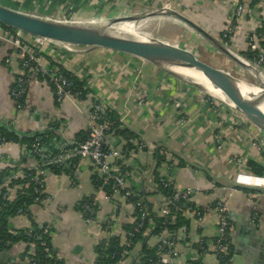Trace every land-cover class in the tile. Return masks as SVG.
I'll return each mask as SVG.
<instances>
[{
	"label": "crops",
	"instance_id": "crops-1",
	"mask_svg": "<svg viewBox=\"0 0 264 264\" xmlns=\"http://www.w3.org/2000/svg\"><path fill=\"white\" fill-rule=\"evenodd\" d=\"M0 3L48 18L82 22L101 21L141 8L170 4L205 28L221 46L182 20L183 24L176 23L175 27L180 29L179 40L184 31L199 43L198 47H206L204 55L209 61L248 81L253 79L255 85L264 88V64L245 56L251 51L252 34L257 33L256 42L261 48L264 46V32H259L262 13H259L260 7H253L252 3L240 19L236 37L230 41L223 40V36L235 8L227 0H0ZM15 47L9 41L0 45V125L21 138L37 135L41 142L35 154L27 158L24 157L26 147L20 143H0V177L20 166L45 171L46 201L44 205L32 204L31 216L17 214L12 226L22 229L34 223H49L53 227L52 245L60 259L66 264H94L97 248L103 240L114 237L121 246L129 245L124 232L126 225L134 222L132 209L127 207L128 210L120 213L123 198L108 194L106 186L96 185L94 177L99 171L89 159L77 158L74 164L67 161L57 172L52 166H44L49 158L66 150L71 141L89 131L88 119L82 110L85 105L79 107L70 100L58 102L51 82L36 76L29 86L26 104L19 108L11 90L25 69L23 57L13 49ZM42 50L43 66L62 63L86 82L99 102L117 112L122 127L137 134V138L128 140L119 135L109 136L108 146L117 148L131 144L135 150L129 160L119 162L128 169L129 186L154 220L160 216L161 196L156 171L160 172V178L172 181L177 189H195L192 200L204 208L206 218L203 227L191 219L188 243L181 248L182 264H264V188H258V195L252 198L243 187L234 192L227 190L234 184L237 173L246 169L248 159L264 164L263 133L253 129L241 113L170 75L154 62L106 48L80 46L68 50L47 43ZM243 61L253 66L248 76L245 71L249 66ZM131 139H143L147 147L140 149L128 143ZM157 154L164 155L165 161L159 163ZM6 179L7 176L1 180ZM254 183L264 187V179ZM8 188L11 199L17 198L20 183L8 182L5 190ZM220 198L226 201L233 225V245L226 259L213 254L201 255L199 249L202 237L213 248L219 224L214 205ZM86 204L90 211H84ZM88 214H92V219H87ZM154 235L145 236V245L157 244L158 238ZM143 245L135 246L117 264H134ZM22 249L23 244H16L11 250L1 251L0 255L8 254L5 255L7 262L0 260V264L17 263Z\"/></svg>",
	"mask_w": 264,
	"mask_h": 264
},
{
	"label": "built area",
	"instance_id": "built-area-1",
	"mask_svg": "<svg viewBox=\"0 0 264 264\" xmlns=\"http://www.w3.org/2000/svg\"><path fill=\"white\" fill-rule=\"evenodd\" d=\"M227 1L231 2L235 9L233 14H231L228 18L227 30L223 36V40L227 39V37L231 39L236 37L240 28V19L244 15L247 6L251 3L255 2L257 8L258 6L260 7L259 13H262V19L259 27L262 28L264 26V0ZM257 36V33L252 34L250 49L251 51H260L259 59L254 62L258 64H264V46L261 48L256 42ZM0 39L13 43V45L19 49L21 56L24 57L22 60V66L25 69V73H22L17 78L16 87L11 90V95L19 108H21L19 105L20 98L28 92L29 86L33 83L39 73L42 76L48 78L52 83L58 102L70 100L78 104L79 107H81L80 104L85 105L83 106L82 110H84L88 119V137L85 140H81L79 138L74 139L71 141L70 146L66 150L53 155L45 162L44 166H58L67 161L74 164V161L77 158L91 160L98 168L99 174L102 177V186L113 183L114 194H112V196L114 195L115 197L116 195H121L123 198L120 207V213L124 210H128L127 207L132 209L131 211L134 215V221H138L135 231H139L140 228L144 227L145 222L149 218L150 214L146 208L137 210V206H139V202L135 200L137 193L133 191L128 183L130 173L128 170H125L124 167L122 168L119 164H117V161L120 159L121 161L129 160L134 154L135 150L133 151V148H129L128 144H123L122 147L118 146L117 148H111L108 146L109 136L117 135L116 131L121 128L120 125L117 126L114 122L109 121L108 113L110 108L99 102L98 97L91 92L86 94L85 97L82 96V92L80 91L73 92V83L62 71L60 66L53 65L47 68L41 64L40 53L43 51L42 49L47 43L52 42L32 36L17 29L15 35H10L3 31L1 23ZM243 60L248 61L246 58H243ZM85 89H88V87ZM11 142L12 141L4 137L3 133L0 131V143L8 144ZM128 143H133L140 149L147 147V142H145L143 139H131L128 141ZM262 144H264V142H262ZM33 170V168L26 169L22 166L13 169L8 174L6 179L7 181H0V192L5 191L3 193L4 197L11 199L9 194L10 188H8V192L5 190L8 182H12L13 180H25V182L20 186L23 189L33 187L34 192L38 195L34 203L44 205L46 198L40 197L45 193V171H40L39 169H36L35 171ZM261 179H264V175H255L249 172L247 169H242L237 173L234 184L229 186L227 190L229 192H234L239 187H243L249 190L248 194L252 198L253 196L258 195V188H264L254 185L256 184L254 183L255 180L257 182V180ZM160 182H162L167 187H171L174 190V193L170 196L161 195L159 198V217L163 218V221L161 226L162 230L160 234L156 236L158 238L156 245L159 247V249L164 248L166 250H164V252L161 254L160 260L157 264H182L181 248L185 247L188 243L187 225L181 227L177 233H173L168 225H171L172 221H174L175 213L180 211L187 215L190 219L196 220L199 226L203 227V222L206 218V211L202 210L198 206L195 207L193 203L192 205L184 204V200L194 202L192 200V196L195 192L194 188L189 187L183 190L177 189L173 182L166 178H161ZM90 209L91 208L88 204L84 205L85 212L88 210L90 211ZM214 209L219 217L218 235L215 241L212 242L213 248H210L208 246L209 242L207 243L205 237H202L199 240V249L201 255L213 254L214 256L222 258L224 257L222 255L227 254L233 245V240L231 238L233 225L225 199H218L214 205ZM23 212L24 211L22 210L19 211L20 214L24 215L25 213ZM1 215L2 212L0 207V217ZM90 215L92 216V214H88V220L92 219L90 218ZM118 217L121 219V214H119ZM117 224H120L119 220H117ZM30 228L33 233V235H31L33 240L19 243L24 245V249L19 252V256L16 258V262L20 264H37L38 246H47V240L44 239L43 234L53 237V227L49 223H38L37 226H31ZM18 229L20 228H14L13 233L18 234ZM111 232L112 235H115L116 233V231L113 229ZM124 234L129 239L134 235V232L131 231V229L126 228ZM45 249L49 251V248L46 247ZM142 255L143 254L141 253L136 256V261L134 264H137L141 260ZM94 264H96V260Z\"/></svg>",
	"mask_w": 264,
	"mask_h": 264
},
{
	"label": "water",
	"instance_id": "water-1",
	"mask_svg": "<svg viewBox=\"0 0 264 264\" xmlns=\"http://www.w3.org/2000/svg\"><path fill=\"white\" fill-rule=\"evenodd\" d=\"M166 7L167 6L161 8H152L154 10L146 15L148 17L175 16L198 32L209 37L214 43H217L219 47L221 46L220 41L213 38L205 28L200 26L192 18L184 15L173 7H170V9H167ZM140 19L141 18L138 16L123 15L113 19L114 21L112 20L111 25ZM71 21L72 20L69 21L66 19L48 18L28 13L0 3L1 24L55 43L59 46H63L68 50H72L75 47L80 46L111 49L132 54L142 59L154 62L160 67L167 69L177 75L179 74L175 72L170 66L174 65V63L182 64L181 66L185 67L197 68L198 70H201L209 79L229 84L231 91H234L235 102H232L234 106H232L230 103L228 104L250 117L257 125L262 128V133L264 134V110L259 106L261 101L264 99L263 87H259L254 83L249 82L235 72L216 65L214 62L209 61L205 57H200L196 52H193L188 47H182L178 44L159 40L150 36L149 40H143L126 36V34L123 32L118 35H114L102 26L95 27L78 25L70 23ZM239 79H243L247 83L261 88L262 91L255 98V100H252V98H246L242 94L239 86L237 85ZM206 93L208 92L206 91ZM221 102L225 103L226 101L221 100ZM113 139L115 140L116 138ZM119 161H121V159ZM7 254V252L1 254L0 260L7 262V258H5V255Z\"/></svg>",
	"mask_w": 264,
	"mask_h": 264
},
{
	"label": "trees",
	"instance_id": "trees-1",
	"mask_svg": "<svg viewBox=\"0 0 264 264\" xmlns=\"http://www.w3.org/2000/svg\"><path fill=\"white\" fill-rule=\"evenodd\" d=\"M253 7L256 6V3H252ZM3 31L7 32L10 35H15L16 29L2 24ZM259 32H264V26L263 28L259 29ZM226 40H231V38L227 37ZM3 42H8L0 39V45L3 44ZM16 51L19 52L18 48H13ZM41 55L42 52L40 53ZM260 51H250L246 53V58H248L251 61H256L259 59ZM24 59V57L22 58ZM53 65H58L61 67L62 71L67 75V77L72 81L73 83V92H82V96L85 97L86 94L90 92L89 89L86 88V82L82 80L79 76L68 70L62 63H53ZM41 78H46L42 76L40 73L38 74ZM48 81L49 79L46 78ZM52 84V83H51ZM16 87V82L14 83L13 88ZM28 93V92H27ZM23 95L19 100V105L21 107H24L26 96ZM108 119L110 122H114L117 126H121L120 129L116 131V134L121 136L123 139L128 140L129 138H137V134L131 130L128 127H122L120 117L117 114L116 111L113 109H109L108 113ZM0 131L3 133L4 137H6L10 141L18 142L21 145L26 147L24 157L27 158L31 154H35L36 146L41 142L40 137L37 135L21 138L17 133L14 131H10L8 129H5L0 126ZM87 132L85 135L80 136L79 139L85 140L88 137ZM129 148H132L131 144H128ZM157 161L159 163H162L163 160L165 161V156L162 154H157ZM75 163V161H74ZM117 164L121 166V163L117 161ZM181 165H185L184 162H181ZM124 167L123 165L121 166ZM53 170L60 171V169L63 168V163L58 166H52ZM125 170H128L126 167H124ZM246 169L255 174V175H264V164L255 160V159H248L246 162ZM34 169L33 171H35ZM9 174V173H8ZM8 174H4L2 177H0V181L3 177L8 176ZM157 180L160 184V191L161 195H172L174 193V190L171 187L165 186L162 182H160V172L156 171ZM95 182L97 186H102L103 180L100 174L98 173L95 177ZM167 179V178H166ZM4 182V181H3ZM17 184L20 183L23 184L25 180H17ZM106 191L108 194H111L114 192V184L111 183L109 185H106ZM134 191V190H133ZM5 191L0 192V207L2 215L0 217V252L1 251H8L11 250L12 247L16 244H19L20 242H28L30 240H33L32 236L33 233L31 231V228H22L18 229V234L13 233L14 227L12 226V219L19 214V211H24L23 213L28 214L29 216L32 215L31 213V205L34 204L36 201V197L38 196L35 192L33 187L23 189L22 187L18 190V196L14 200L5 198L3 193ZM40 198H46V194H42ZM135 200L139 202V206H137V210H140L141 208L144 209L146 206L141 202V200L138 198V196H135ZM184 204L188 205L193 203L195 207L198 205L195 204V202L184 200ZM202 210L204 208L198 206ZM147 209V208H146ZM205 211V210H204ZM174 221H172L171 225H168L169 228L173 231V233H177L181 227L184 225H187V229L190 231L192 228V222L191 219L185 215L184 213L178 211L175 213ZM157 220L153 219V216H149V218L146 220L144 227L140 228L139 231H135V228L137 227L138 221H134L132 223H128L126 225L127 229H131V231L134 232V235L131 236L128 239L129 245H123L121 246L120 241L117 238H108V240H103V242L98 246L97 248V260L96 264H117L119 261H121L123 258H125L127 252H130L134 250L135 246L142 243V258L137 264H157L160 260L161 254L164 252V248L159 249L157 245H148L144 243L146 240L147 235L150 233L155 234L154 236H157L161 232V226L163 218L157 216ZM154 221L156 223H154ZM38 223H34L33 226H37ZM153 229V230H151ZM43 237L45 240H47V246H38L37 250V264H66L62 259L59 258L57 253H55V250L52 245V237L48 236L47 234H43ZM206 239V238H205ZM49 248V251H47L45 248ZM232 249V246H231ZM230 249V252H231ZM230 252H227V254H224L222 256V259H226L230 256ZM129 255V253H128ZM14 264H20V263H14Z\"/></svg>",
	"mask_w": 264,
	"mask_h": 264
},
{
	"label": "rangeland",
	"instance_id": "rangeland-1",
	"mask_svg": "<svg viewBox=\"0 0 264 264\" xmlns=\"http://www.w3.org/2000/svg\"><path fill=\"white\" fill-rule=\"evenodd\" d=\"M167 7H173V5H168ZM154 9H152L151 7L149 8H141V9H138L137 11L135 12H128L127 14H124V15H132V16H138L139 18H141L140 20H136V21H130V22H121V23H118L119 25L120 24H128V23H131V24H134L137 26V29H136V34L138 35H144V36H150L152 38H157L159 40H163V41H167V42H170V43H175V44H178L182 47H188L189 49H191L193 52H196L200 57H205L204 55V51L206 50V47L201 45V47H198L197 45L199 43L197 42H194L193 39H191L188 35L186 36L187 33H184V31H182V37L180 38L179 40V36L177 35H180V32L179 30L180 29H177L175 27H177V24L176 23H182L181 20L175 16H166V17H160V16H156V17H148L146 14L150 13L151 11H153ZM119 16H123V15H117V16H111V17H105L103 18L101 21H103V23L107 22L109 23V21L112 22V18H117ZM162 16V15H161ZM114 21V20H113ZM172 23V24H171ZM183 24V23H182ZM191 30V28H190ZM185 34V35H184ZM177 36V37H176ZM221 49V48H220ZM238 53V52H237ZM237 55V54H236ZM238 59H241L239 55L236 56ZM245 62V61H243ZM247 62H245L246 64ZM253 69V66L252 67H247V70L245 71L246 75L248 76L249 75V71L250 69ZM256 69V68H255ZM168 73H170V75H173L174 77L180 79L181 81H184L190 85H192L193 87L197 88L199 91H201L203 94H206L208 95L209 97H211L212 99L216 100L217 102L223 104V105H226L227 107L237 111L238 113H241L242 115H244L247 120L249 121L251 127L253 129H256L258 130V132L262 133V128L257 125L250 117H248L247 115H245L243 112L233 108L231 105L228 104V102L226 103H222L221 102V98L217 97L214 93L210 92V91H207L208 93L212 94H208L206 93V91L204 89H202L200 86L194 84V83H191L189 80H186L184 79L183 77H181L180 75H177L175 73H172L171 71L165 69ZM253 73V72H252ZM251 83H254L255 84V81H253V79L251 81H249ZM217 97V98H216ZM220 99V100H219ZM224 101V100H223Z\"/></svg>",
	"mask_w": 264,
	"mask_h": 264
},
{
	"label": "bare ground",
	"instance_id": "bare-ground-1",
	"mask_svg": "<svg viewBox=\"0 0 264 264\" xmlns=\"http://www.w3.org/2000/svg\"><path fill=\"white\" fill-rule=\"evenodd\" d=\"M167 9H170L166 7ZM114 19V18H112ZM70 21V20H69ZM130 22V21H125ZM70 23L78 24V25H87V26H102L105 27L111 34L118 35L120 33H125L126 36H131L134 38H139L143 40H149L148 36L144 35H138L136 34L137 26L131 23L128 24H112V22L109 21V23H103V21H71ZM121 23V22H120ZM182 64H175L170 65L175 72H177L181 77H183L186 80H189L191 83H196L201 86L205 91H210L214 93L217 97L221 98L224 101H227L228 103L235 102L234 97V91H231V88H229V84L213 81L209 79L201 70H198L197 68H190L181 66ZM246 65L250 66L246 63ZM252 67V66H250ZM257 70L254 68V72ZM260 72V71H259ZM252 73V72H251ZM262 73V72H261ZM261 76V75H260ZM264 80V76H263ZM237 85L239 86L242 94L246 98H252V100H255V98L261 93V88L255 87L249 83H247L243 79H239ZM231 91V92H230ZM237 103V102H236ZM233 105V104H232ZM234 106V105H233ZM264 110V99L261 101L259 105Z\"/></svg>",
	"mask_w": 264,
	"mask_h": 264
}]
</instances>
